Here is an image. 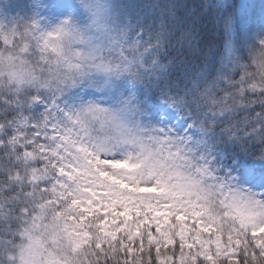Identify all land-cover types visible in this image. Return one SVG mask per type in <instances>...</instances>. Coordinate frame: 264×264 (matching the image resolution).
Instances as JSON below:
<instances>
[{
    "label": "snow or ice",
    "instance_id": "obj_1",
    "mask_svg": "<svg viewBox=\"0 0 264 264\" xmlns=\"http://www.w3.org/2000/svg\"><path fill=\"white\" fill-rule=\"evenodd\" d=\"M201 7L0 0V264H264V10Z\"/></svg>",
    "mask_w": 264,
    "mask_h": 264
},
{
    "label": "trees",
    "instance_id": "obj_2",
    "mask_svg": "<svg viewBox=\"0 0 264 264\" xmlns=\"http://www.w3.org/2000/svg\"><path fill=\"white\" fill-rule=\"evenodd\" d=\"M136 2H139V3H149V2L156 3V2H160V0H136ZM178 2L186 5L184 12L187 15L199 18L206 11V9L204 7H201V6L207 5L209 3V0H178ZM234 2L236 3V0H234ZM229 11H231V8L229 9ZM253 20L257 21V20H255V17ZM215 35H216L217 40L219 41L221 38V34L219 32H216Z\"/></svg>",
    "mask_w": 264,
    "mask_h": 264
},
{
    "label": "rangeland",
    "instance_id": "obj_3",
    "mask_svg": "<svg viewBox=\"0 0 264 264\" xmlns=\"http://www.w3.org/2000/svg\"><path fill=\"white\" fill-rule=\"evenodd\" d=\"M231 0H213V4L217 2H222L225 4H229ZM6 2L11 3L13 5L18 3H23L25 0H6ZM234 5H244L246 6L248 15L255 20L259 21L261 18L262 10H264V0H236Z\"/></svg>",
    "mask_w": 264,
    "mask_h": 264
}]
</instances>
